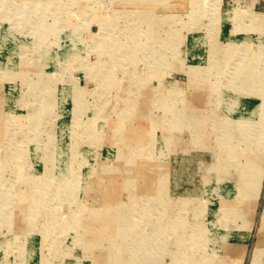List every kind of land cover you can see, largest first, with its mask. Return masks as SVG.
<instances>
[{
  "label": "rangeland",
  "instance_id": "1",
  "mask_svg": "<svg viewBox=\"0 0 264 264\" xmlns=\"http://www.w3.org/2000/svg\"><path fill=\"white\" fill-rule=\"evenodd\" d=\"M0 264H264V0H0Z\"/></svg>",
  "mask_w": 264,
  "mask_h": 264
},
{
  "label": "bare ground",
  "instance_id": "2",
  "mask_svg": "<svg viewBox=\"0 0 264 264\" xmlns=\"http://www.w3.org/2000/svg\"><path fill=\"white\" fill-rule=\"evenodd\" d=\"M182 86V85H181ZM242 97V96H241ZM229 130V129H228ZM221 141V140H220ZM207 142V141H206ZM150 147H153V146H150ZM152 151H154V150H152ZM251 164V166L253 165L252 164V162L250 163ZM247 169V168H246ZM253 171V170H252ZM176 173V172H175ZM248 187V186H247ZM244 192V191H243ZM101 223V222H100ZM98 229V228H97ZM95 230V229H94ZM101 230V229H100Z\"/></svg>",
  "mask_w": 264,
  "mask_h": 264
}]
</instances>
